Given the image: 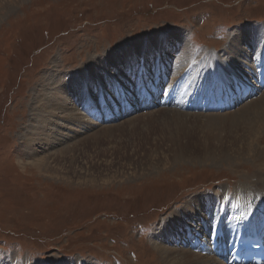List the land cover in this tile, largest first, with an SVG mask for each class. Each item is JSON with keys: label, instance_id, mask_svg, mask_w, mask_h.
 <instances>
[{"label": "rangeland", "instance_id": "1", "mask_svg": "<svg viewBox=\"0 0 264 264\" xmlns=\"http://www.w3.org/2000/svg\"><path fill=\"white\" fill-rule=\"evenodd\" d=\"M262 25L264 0H0V264H165L152 242L177 245L150 240L174 212H183L195 196L215 198L217 211L220 190L231 195L244 176H264V158L247 159L235 140L245 111L264 92L212 119L205 116L217 113L176 110L181 117L173 120L170 107L99 124L81 111L90 128L80 134L61 129V109L46 116L35 103L42 93L50 97L53 87L44 91L46 82L71 84L87 59L104 62L139 38L155 43L163 37V49L170 50L165 56L154 47L146 67L158 54L179 71L173 84L185 82L194 93L207 81L205 90L213 91L218 83L202 54L225 62L231 38L246 44L253 37L252 47H236L253 66L264 38L249 29ZM141 60L127 71L135 72ZM118 70L117 76L109 69L113 79L127 76ZM98 88L92 87L95 97ZM37 114L55 123L46 130L60 133L48 149L23 143L34 127L44 128ZM258 142L264 146V133ZM43 159L49 170L37 167ZM184 217L196 227V217ZM206 223L201 215L197 225Z\"/></svg>", "mask_w": 264, "mask_h": 264}, {"label": "bare ground", "instance_id": "2", "mask_svg": "<svg viewBox=\"0 0 264 264\" xmlns=\"http://www.w3.org/2000/svg\"><path fill=\"white\" fill-rule=\"evenodd\" d=\"M263 28L264 27L262 25V27L259 28L258 30L254 28L253 29L251 28L249 30L250 32L256 31V33H260V34L263 33L262 38H264V31L261 30ZM250 38H251L250 40L247 39L248 42L246 44L248 46L254 45V42L252 40L253 37ZM162 39L164 38L161 37V40H159L158 38V41L154 43L153 41L150 42L146 41L145 38H139L135 40L133 44L122 49L119 52V54H117L116 56H106L104 62H102V60H99V58L91 57L87 59V62L78 69V75H79L78 78L79 80L77 79L78 81L74 79L73 81H71L72 82L71 84H65L61 82L62 80L60 78L56 80V82H58L57 85H55L56 83H53V81L51 84L46 82L44 91H46V88L50 86L53 87L51 89V92H49L50 97L47 99L45 95L46 93H42V95L39 93L41 96L36 98L35 103L39 107L42 106L45 107L43 112L47 114L46 116H48V114L50 116V114L51 115L54 114L56 110L61 109L60 116L56 117L58 118V120L61 121L63 120L64 121L63 123H65L64 125H60L61 129L63 131H66L67 128L69 131L76 130L75 133L80 134L83 129L90 128L89 126L90 124H87V122L85 123V121L83 120L81 111L82 113L85 112L89 116L95 118L94 114H96L98 110H100V108L103 109L105 106H108L114 101V99L110 95L104 97L102 94H100L98 100L99 104L95 105V102L93 100L92 87H94V85L97 84L99 88H102L103 87L102 84L105 79H106V83L114 87L116 79H113L112 74L108 72L109 69L114 71L118 76L121 74V72L118 70L119 65L120 67H123L125 71H127L128 69H134L140 57L144 60L143 66L146 67L148 54L151 53V50H153L154 47L156 48V50H159L160 54L165 53L166 56V54H168L170 50L163 49L164 40ZM176 40L180 44H182L178 38H176ZM240 42L246 45L245 41H243V39H240L238 37L237 38L233 37L230 39V42H228L229 44L226 46L227 47L226 49L229 51L227 52L226 55L227 58H225V62L221 57H218L214 53L204 52L202 54V63L209 62L210 68L212 69V73H214L215 75V78L213 77V80L218 83V86L226 85L221 87L231 88L235 84L234 81L243 83L244 81L248 80L251 76L259 74V72L262 70L259 66L254 68L253 66H250L247 63L248 60L247 55L241 54L240 51H236V47L238 48L241 45H243ZM184 43L185 42H183V44ZM136 56L139 59H137ZM187 58H188V54L185 57V59ZM104 70L107 71L103 72ZM102 72L105 75L104 76L105 79L101 81L99 76L100 73ZM232 76H236L234 80L231 79ZM51 79L52 76L49 77L48 80ZM181 83L182 86H180V88H178L175 84L172 83L171 90L175 91L179 95L176 100V102L177 101L179 102V105L178 106L173 105L171 107H175L177 109L182 108L183 110H186L185 109L186 101L189 98H193V97H189L192 93H190L187 89H184L185 82L184 83L181 82ZM140 85L143 86V84ZM102 98L105 99L102 100ZM100 104L101 106H99ZM250 104L251 105H249L247 111H245L246 112L245 115H243L241 118V120L243 121L242 122L243 125H241L240 129L243 130L242 131L239 130V133L235 135L236 139L235 138L234 139L236 140V142L237 140L241 142L240 145L237 146L239 151H241L242 153L244 152L243 153L244 157L251 160L252 162H257L264 158V146L260 145L258 142V139L260 138L262 133H264V97H262L261 100L259 101L256 100L255 103L251 102ZM166 112L167 114H170L168 116L173 117V120H179L180 118H178V116L181 117V114H177L176 110L172 111L171 113H169V111ZM38 114H37L38 119L36 121L41 123V127L44 128L41 129L39 128L40 126H37L34 127L32 130L29 129L30 131L28 132V135H30L31 137L29 136L27 139L22 141L24 143V146H30L32 142H37L42 144L43 147L42 149H44V147H47L48 149L51 146V144H53L54 140H55L54 143L58 141L59 132L56 133L55 130L53 131L52 130L48 131V129L46 130V128H48V124L55 125V123H53L52 121L44 120L42 114L41 115ZM219 115L220 114L217 113L216 115H207L205 117H209L206 119H212ZM182 116H186V115H182ZM37 164H35L37 165V167L43 166L42 168H44L45 171L49 170L45 159H43L42 161L39 160ZM239 186L240 187L237 190H234L233 193H231V195L226 194L224 190H220L221 193L219 196V200L222 201L223 203L217 211L215 210V201H216L215 198L210 200L209 198H206L204 196H195L189 199L187 204L183 206V212L180 213L174 212L171 220H169L166 224L161 225V228L159 229L158 233H155L156 235H153L150 241H152L154 238H158V241H168L175 245L179 237L187 233L186 231H189L193 228L201 229L200 226L197 225L201 215L207 217V223L205 225L206 227L207 225L210 226V223H212L215 226L217 220L220 218H224L225 220H227L226 225L228 224L232 225L236 222H241L242 225L241 227H248L252 225L254 227H257L261 222L264 221V188H263L264 176L258 174H253L251 176H244ZM226 201L231 206L230 208L231 211H228V209L225 207L224 202ZM238 203H240V208L237 206ZM249 210L255 212L256 214H250ZM186 211L189 214V217H187V219H190L191 217L193 219L194 217L197 218L196 221L193 223L196 224V227H194L193 225L190 226L188 223H186V219H185L186 217H184L187 213ZM250 216H252L254 220H250L249 219ZM210 217H212L213 219H211ZM205 226L203 228H205ZM171 232H174L173 236L171 235ZM160 243L156 244L152 242L154 248L158 250V252L161 254L165 264H191L193 262L197 264H223L220 260L215 259L213 257L202 256L199 253H194L188 249H185L184 247H179L180 244L178 242H177V246H172V248L167 247L165 245H160Z\"/></svg>", "mask_w": 264, "mask_h": 264}]
</instances>
